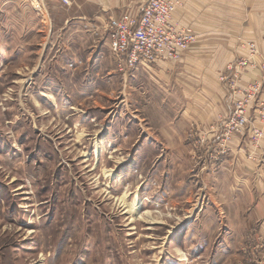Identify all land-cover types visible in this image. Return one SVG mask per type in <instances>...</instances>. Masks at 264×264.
Here are the masks:
<instances>
[{"label": "rangeland", "instance_id": "1", "mask_svg": "<svg viewBox=\"0 0 264 264\" xmlns=\"http://www.w3.org/2000/svg\"><path fill=\"white\" fill-rule=\"evenodd\" d=\"M15 1L0 0V264H264L214 142L168 139L183 98L119 68L102 7Z\"/></svg>", "mask_w": 264, "mask_h": 264}, {"label": "crops", "instance_id": "2", "mask_svg": "<svg viewBox=\"0 0 264 264\" xmlns=\"http://www.w3.org/2000/svg\"><path fill=\"white\" fill-rule=\"evenodd\" d=\"M89 1L102 7L104 21L127 11L137 12L141 3V0L135 3L133 0ZM175 2L180 5L173 15L172 24L177 30L191 28L197 41L179 62H157L148 70L143 68L139 71V77H150L158 85L157 89L166 86L168 91L174 92V97L180 93L183 108L180 116L176 117L178 124L168 128V139L178 146L181 132L187 138L189 132L196 131L206 145L214 142L223 162L219 165L226 169L222 176H230L234 182L230 188L234 193L232 204H237V207L246 205L253 211L252 219L259 228L258 237L264 240V88L258 102L248 107L249 127L241 135L215 143L224 131L223 124L232 114L235 102L243 97V93H233L229 89L230 84L234 82L244 90L261 79V71L256 67H249L238 77L230 68L235 62L250 56L248 45L251 43L260 52L254 62L258 65L262 61L264 0ZM254 129L262 131V137L256 143L252 141ZM203 158L205 161L209 157ZM244 195L248 199L245 200Z\"/></svg>", "mask_w": 264, "mask_h": 264}, {"label": "built area", "instance_id": "3", "mask_svg": "<svg viewBox=\"0 0 264 264\" xmlns=\"http://www.w3.org/2000/svg\"><path fill=\"white\" fill-rule=\"evenodd\" d=\"M141 3L137 12L127 11L119 17H110L105 27L107 47L125 73L137 68L148 70L160 61L178 62L195 40L190 31L177 30L172 24L173 15L180 5L178 2L141 0ZM248 49L250 56L235 62L230 69L238 77L249 67H256L261 71V79L244 90L234 82L230 84L233 93L242 91L243 97L235 102L232 114L225 120L221 141L241 135L249 127L248 107L260 95L264 85V57L257 65L254 62L260 56L257 46L251 43ZM261 137L262 131L254 129L252 141L256 143Z\"/></svg>", "mask_w": 264, "mask_h": 264}, {"label": "bare ground", "instance_id": "4", "mask_svg": "<svg viewBox=\"0 0 264 264\" xmlns=\"http://www.w3.org/2000/svg\"><path fill=\"white\" fill-rule=\"evenodd\" d=\"M138 207L139 204L137 202H135L133 205L130 206L131 210L135 212L137 215H138Z\"/></svg>", "mask_w": 264, "mask_h": 264}]
</instances>
